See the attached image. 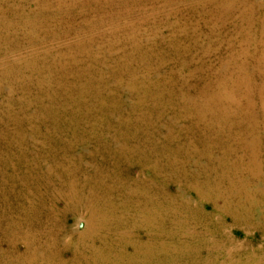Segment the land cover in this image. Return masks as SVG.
Masks as SVG:
<instances>
[{
    "label": "rangeland",
    "instance_id": "1",
    "mask_svg": "<svg viewBox=\"0 0 264 264\" xmlns=\"http://www.w3.org/2000/svg\"><path fill=\"white\" fill-rule=\"evenodd\" d=\"M0 264H264V0H0Z\"/></svg>",
    "mask_w": 264,
    "mask_h": 264
}]
</instances>
